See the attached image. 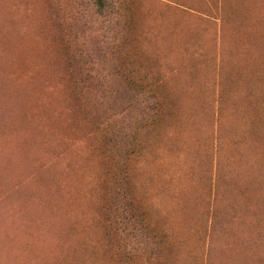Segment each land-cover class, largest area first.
I'll return each instance as SVG.
<instances>
[{"label": "trees", "instance_id": "16d2710c", "mask_svg": "<svg viewBox=\"0 0 264 264\" xmlns=\"http://www.w3.org/2000/svg\"><path fill=\"white\" fill-rule=\"evenodd\" d=\"M14 1L0 0V104L4 101L9 107L5 110V103L0 105V115L3 114L0 118V152L4 151L0 154V166L10 168L14 176L11 180H14L23 172L29 173L27 167L22 171L26 166L25 161L29 160L28 165L33 170L46 155L49 156L58 148L64 149L59 152V161L42 167L32 184L21 189L17 198L12 200L18 204V211L20 208L23 210L21 218L24 224H30L36 232V235L30 236L32 243H29L28 251L32 247L37 250L31 253L27 251L30 262L27 259L21 263L12 262L6 254L0 255V264H168L176 255L173 251L175 242L170 239L172 232L165 226H159L165 223L155 217L156 212L148 201L139 198L135 182L136 164L144 152L155 145L153 139H157L158 134L161 135L163 129L173 122L182 124L183 116L186 118L189 115L187 111L191 109L193 115L200 112L205 114L206 122L214 128L216 139L213 145H217V153L222 150L231 152L227 148L230 141L239 147L256 144L261 152L258 158L264 166V17L255 18L250 12L245 16L246 11L244 14L238 13L237 6L231 0H202L193 4V8L190 7L193 11L210 13L220 18L224 32H232L230 24L236 26L234 14L242 19L245 16L244 24L238 25L237 29H244L248 37L252 38L250 40L259 49L256 50L259 54L251 55L248 65L243 62L242 56L239 57L240 54L239 58L232 51L226 54L222 43L218 48L219 43L214 42L213 52L205 43L197 44L190 54L194 65L191 73L194 83L190 85L189 99L184 100L185 91L178 92L176 89V92H172L171 85L164 83L160 72L156 71L157 74L152 78L148 75V69L156 68V63L155 56L149 54L146 44L141 42L145 33L144 24L150 13L143 4L136 0H64L62 4L60 0H52L49 8L53 12L51 18L54 28H51L46 20L38 16L37 8L44 7L43 0H34L35 8L32 9V0L27 1L30 3L28 10L22 6L16 11ZM249 20L253 22L250 24ZM31 28L32 32L35 29L42 30L41 34L44 35L41 36L39 30L37 33L30 32ZM83 32L90 37V42ZM11 33L17 35L15 39L2 43L1 39H7ZM218 50L221 51L219 61ZM198 67L205 72L202 78H198ZM206 68L211 72L209 84H197V80L207 79ZM4 73H8V76ZM217 84L220 89L218 95L215 93ZM198 87L204 89L201 91ZM239 90L243 92V98L250 99L238 100L235 92ZM197 91L203 92L205 97L198 99ZM25 106H28V110ZM15 111L16 115L13 113ZM79 125L86 129L85 134L92 142L90 148L99 162L98 166L89 155L79 154L78 148H68V142L63 138L66 133L79 132ZM165 137L166 134L162 138ZM168 144L174 146L171 142ZM208 171L209 168L205 178L202 177L205 191L209 190L215 195L217 203L223 204L222 209L228 205L232 212L234 206L228 204L227 195L233 193V197L241 200V187H230L231 176L220 160L215 171L211 170L210 175ZM0 173H3L1 168ZM5 183L7 178L1 175L0 192ZM247 184L252 188L253 182ZM44 190L47 192L42 195ZM53 190L56 191L54 195ZM246 191L244 187V199ZM53 198L59 204L57 201L54 203ZM49 200H53L55 205V208L51 207L52 212L50 205L53 206V203H48ZM35 202L37 207L42 206L36 207L35 211H41L39 213L38 210L36 215L35 211L29 213ZM47 203L49 207L44 206ZM93 205L102 235L98 243L88 244V241H84L85 235L82 240L80 238L79 222L89 214ZM7 215L4 213L1 217ZM32 215H35L36 220L31 218ZM59 215L61 218L57 219ZM246 225L251 228L253 224ZM10 243L6 244L9 246ZM226 245L228 249L220 258V264H224L223 260L228 263V251L232 249L237 250L241 259L247 258L251 262L255 258L257 264H264V233L260 240H256L250 233L246 236L244 232L232 230L231 239ZM245 245L254 251H248ZM3 251L6 253L5 249ZM217 260L211 250L207 264H217Z\"/></svg>", "mask_w": 264, "mask_h": 264}, {"label": "rangeland", "instance_id": "374dc122", "mask_svg": "<svg viewBox=\"0 0 264 264\" xmlns=\"http://www.w3.org/2000/svg\"><path fill=\"white\" fill-rule=\"evenodd\" d=\"M27 1L30 0H15L13 2L15 11L22 6L28 10L30 3ZM51 1L43 0L44 7L39 6L37 11L40 19L46 20L49 26L54 28L51 18L53 12L49 8ZM136 1L139 4H143V7L150 11L149 14L147 12V20L146 24H144L145 33L141 37V42L146 44L147 52L155 56L156 68L151 67V69H148V75L152 78L157 72H160L164 83L171 85L170 90L172 92H176V89H178V92L185 91L184 100L189 99L190 85L194 83L191 79L194 65L191 62L190 54L193 53V49L197 44L205 43L207 48L212 49L213 52L215 49L214 42L219 43L218 48H220L222 43V48L226 54L232 51L236 53L235 56L237 58L242 56L243 62L247 63L251 61L249 53L253 56L254 54H259L256 51L258 49L257 46H253L252 41L248 38L249 35L246 34L244 29L237 28L238 25L244 24L245 16L249 12L255 18L264 17V5L256 8L264 4V0H260V2L258 0H231L237 6L238 13L244 14L246 11L243 19L236 14L233 15V18L237 20L234 22L236 26L232 27L230 24L229 27L234 34L228 30H225L227 32L223 31L220 18L210 13L202 14L191 9L193 4H198L202 0ZM250 1L253 2L247 7ZM62 3H64V0H60V4ZM253 4L255 5L254 7ZM32 8H35L34 0H32ZM233 29L237 30L233 31ZM80 32L82 33V31ZM236 35L241 37H236ZM86 39L89 41L90 37L86 35ZM253 47H256L255 51ZM140 48L143 49L144 47L140 46ZM220 52L218 50V61ZM215 53L217 54L216 50ZM238 54H240L239 57ZM215 61L218 62L217 60ZM198 69V78L204 77L205 72L203 69L199 67ZM206 73L207 79L197 80V84H205L207 82L209 84L211 72L207 68ZM198 89L202 91L204 87H198ZM255 90L258 91V89ZM260 90L263 89L260 88ZM219 92V84H217L215 93L218 95ZM210 94L213 97L211 88ZM235 94L238 100H249L247 97H242L243 92L241 90L235 92ZM197 96L198 99H201L205 97V94L197 91ZM187 113L189 115L186 118L183 116L182 124L175 121L169 127L164 128L161 135L159 133L157 136L159 139H153V144L155 145L151 146L149 150L147 149L138 164H136L135 182L138 186L137 192L139 198L148 201L154 208L152 210L156 212V215L154 214L155 217L157 216L159 220L165 223L159 224V226L161 228L165 226L172 232L170 239L175 242L173 251L176 255L171 258V261L169 260L168 264H205V262L207 264L208 253L211 250L215 254V259H218L217 264H220V258L226 253L225 250L228 249L226 244L231 239L232 230L244 232L246 236L250 233L256 240H260L261 234L264 233V166L261 163V159L258 158V154L261 155V152H258L259 148L256 145H243L242 148L230 141L227 148L231 152L222 150V152L217 153V145L216 147L213 145V141L216 139V132L206 122L205 114L200 112L198 115H193L191 109ZM79 128V132L66 133L63 138L68 142V148H78L79 154L87 157L89 155L98 166L99 162L90 148L92 142L85 134L86 129H82L80 125ZM165 134L166 137L163 139L162 137ZM169 142L174 146H170ZM218 143L219 140H217L216 144ZM63 149L58 148L49 156L46 155V158L44 157L40 161L41 163L39 162L40 164L33 170L28 165L29 160L25 161L26 166L22 171H25L27 167L30 170L29 173L23 174V172L14 180H11L14 177L11 169L5 165V169L0 166L3 171L0 176H4V179L7 178V183L4 184V188L0 192V239H2L0 241V255H9L12 262L29 259L24 253L29 249L28 243L32 240L30 236L36 235L34 228L30 227V224H24L21 218L23 210L20 208L18 211V204L13 203L12 200L17 198L21 189L32 184L33 178L40 169L42 170V167H47L51 162L59 161L61 156L59 152ZM65 153L66 151L62 153V156ZM218 160L222 162L227 173L231 176L230 187H241V200L233 197L235 196L233 193L227 195L228 204L234 206V208L231 207L232 212L229 211L228 205L222 209L223 204H218L215 200V195L210 193L209 190L208 192L205 191L202 185V177L205 178L207 168H209L207 173L210 175L211 170L215 171ZM252 180L254 182L251 188L248 187L247 183L252 182ZM244 187L248 191H246V195L249 196L245 195L246 200L243 198L242 193ZM36 207L37 204L33 203L32 208L34 211ZM4 213L8 215L1 217ZM97 218L98 215L93 205L89 214L85 216L83 221L79 222L80 238L82 240L85 235L84 241H88V244L98 243L101 239L102 231L99 230L101 226L96 221ZM246 224L253 225L250 228ZM248 229L250 230L248 231ZM11 232L12 234H10ZM3 233L5 234L4 236H2ZM28 233L32 234L29 235ZM14 234L15 236H13ZM19 234L22 238L20 236L16 237ZM4 237H6L5 241ZM10 237L11 239L13 238L12 243H14L11 248L6 244L11 242L8 240ZM15 237L18 239L17 241L14 239ZM175 237L178 238L175 240ZM25 242H27V246H25ZM23 245L25 249L27 248L26 250L22 247ZM245 247L248 251H254L248 248L247 245ZM3 249H5L6 253H4ZM99 249L97 248L96 250ZM258 251L261 253L260 250ZM239 255L237 250H229L227 264H257L254 257L251 262H248L247 258L240 260ZM90 257L89 249L88 260H90ZM222 262L226 264L225 260Z\"/></svg>", "mask_w": 264, "mask_h": 264}, {"label": "bare ground", "instance_id": "6f19581e", "mask_svg": "<svg viewBox=\"0 0 264 264\" xmlns=\"http://www.w3.org/2000/svg\"><path fill=\"white\" fill-rule=\"evenodd\" d=\"M7 1H9V0H7ZM262 1H263V0H262ZM1 2H2V1H1ZM256 4H258V3H256ZM254 6H255V5L253 4V7H254ZM252 10H253V9H252ZM259 12H260V11H259ZM252 14H253V13H252ZM260 15H261V13H260ZM252 16H253V15H252ZM255 16H256V15H255ZM258 17H259V16H258ZM0 18H1V17H0ZM262 18H263V17H262ZM252 20L254 21V19H252ZM252 20H251V21H248V23L250 22V24H251V22H253ZM256 21H258V19H257ZM260 21H261V20H260ZM260 21H259V22H260ZM262 22H263V20H262ZM4 23H5V21H4ZM34 23L36 24V22H33V24H34ZM255 23H256V22H254V24H255ZM5 24H6V23H5ZM33 24H32V25H33ZM28 25L30 26V24H28ZM256 25H258V24H256ZM259 25H261V24H259ZM37 26H38V25H37ZM37 26H35V27H37ZM35 27H34V28H35ZM252 27H253V26H252ZM261 27H262V26H261ZM34 28H33V29H34ZM263 28H264V26H263ZM40 29H41V28H40ZM254 29H255V28H254ZM30 30H31V31H30ZM30 30H29V31L32 32V28H31ZM38 30H39V29H35V31H33V32H36V33H37ZM1 31H2V30H1ZM7 31H8V30H7ZM16 31H17V30H16ZM19 31H21V30H19ZM24 31H25V30H24ZM41 31H42V30H41ZM41 31L39 30V32H40L39 34H41ZM258 31H259V29H258ZM262 31H264V30H262ZM21 32H22V31H21ZM25 32H26V31H25ZM30 32H29V33H30ZM33 32H32V33H33ZM13 33H16V32L14 31ZM13 33H11L10 37H8L7 39H1V42H2V43H5V42H7L8 40H10V41H11V40H14L15 37H16L17 35H13ZM22 33H23V32H22ZM249 33H250V31H249ZM251 33H254V32H251ZM19 34H20V33H19ZM34 34H35V33H34ZM34 34H33V35H34ZM255 34H256V33H255ZM43 35H44V34H41V36H43ZM253 35H254V34H253ZM258 35H259V34L257 33V36H258ZM26 36H27V35H26ZM251 36H252V35H251ZM257 36H255V37L257 38ZM261 36H262V35H261ZM263 36H264V35H263ZM263 36H262V37H263ZM43 38H44V37H43ZM248 38L250 39L251 37H248ZM253 38H254V37H253ZM251 39H252V38H251ZM25 40H27V39H25ZM34 40H35V39H34ZM253 42H254V41H253ZM256 42H257V41H256ZM30 44H31V43H30ZM255 44H256V43H255ZM258 44H259V43H258ZM263 44H264V43H263ZM260 45H261V44H260ZM15 46H16V45H15ZM28 46H29V45H28ZM253 46H254V45H253ZM261 46H262V45H261ZM18 47H19V46H18ZM29 47H30V46H29ZM251 47H252V46H251ZM262 47H263V46H262ZM262 47H261V48H262ZM255 48H256V47H253L254 51H255ZM249 49H250V48H249ZM251 49H252V48H251ZM34 50H35V49H34ZM258 50H259V49H258ZM37 51H38V50H37ZM263 51H264V50H263ZM247 52H248V51H247ZM250 52H252V51H250ZM31 53H32V52H31ZM36 53H37V52H36ZM39 53H40V51H39ZM257 53H259V52H257ZM40 54H41V53H40ZM43 54H44V53H43ZM247 54H248V53H247ZM249 54H250V56H251V53H249ZM45 55H46V54H45ZM255 55H256V54H255ZM261 55H262V54H261ZM42 56H43V55H42ZM46 57H47V55H46ZM247 58H248V57H247ZM263 58H264V57H263ZM261 59H262V58H261ZM44 62H45V61H44ZM244 62H245V61H244ZM261 62H262V61H261ZM245 63H246V62H245ZM42 64H43V63H42ZM47 64H48V61H47ZM239 64H240V63H239ZM258 64H259V62H258ZM245 65H246V64H245ZM248 65H250V64L248 63ZM252 65H253V64H252ZM256 65H257V64H256ZM43 67H44V66H43ZM254 67H255V66H254ZM258 67H259V66H258ZM258 67H257V68H258ZM38 69H39V68H38ZM48 69H49V68H47V70H48ZM247 69H248V68H247ZM257 70H258V69H257ZM259 70H260V68H259ZM3 71H4V70H3ZM42 71H43V70H42ZM2 74H3V72H2ZM4 74H5V73H4ZM7 74H8V73H6L5 75L8 76ZM247 74H248V73H247ZM251 74H252V73H251ZM256 74H257V73H256ZM0 75H1V74H0ZM10 75H11V74H10ZM249 75H250V74H249ZM11 76H12V75H11ZM5 78H6V77H5ZM18 78H19V77H18ZM258 78H259V77H258ZM2 79H3V77H2ZM5 81H6V80H5ZM3 82H4V81H3ZM3 82H2V83H3ZM257 82H259V81H257ZM4 83H6V82H4ZM2 85H4V84H2ZM7 85H8V84H7ZM250 86H251V85H250ZM4 87H5V86H4ZM263 88H264V87H263ZM6 89H7V87H6ZM26 90H27V89H26ZM5 91H6V90H5ZM30 91L32 92V89H31ZM3 92H4V91H3ZM6 92H7V91H6ZM262 92H263V91H262ZM20 95H21V94H20ZM31 95H32V93H31ZM18 96H19V95H18ZM25 96H26V94H25ZM34 96H35V95H34ZM4 97H5V96H3L2 98H4ZM32 97H33V95H32ZM14 98H15V97H14ZM17 98H18V97H17ZM35 98L37 99V97H35ZM27 99H28V98H27ZM249 99H250V98H249ZM0 100H1V98H0ZM12 100H13V99H12ZM20 100H22V98H21ZM25 100H26V99H25ZM31 100H32V98H31ZM33 100H34V98H33ZM15 101H16V100H15ZM28 101L30 102V99H29ZM2 102H3V104L5 103L4 101H2ZM2 102H1V104H2ZM18 102H19V100H18ZM24 102H26V101H24ZM24 102H23V103H24ZM29 102H28V104H29ZM36 102L38 103L39 100L37 99ZM23 103H21V104H23ZM1 104H0V105H1ZM3 104H2V105H3ZM11 104H12V103H11ZM16 104H17V103H16ZM28 104H27V105H28ZM32 104H33V103H32ZM32 104H31V105H32ZM6 105H7V104L5 103L4 106H3L4 109H5V108H9V107H6ZM24 105H25V104H24ZM12 106H13V104H12ZM19 106H20V103H19ZM33 106L36 107V104H34ZM17 107H18V106H17ZM17 107H16V108H17ZM25 107H27V110H28V106H25ZM25 107H24V108H25ZM50 107H51V106H50ZM3 108H2V109H3ZM14 108H15V107H14ZM29 108H30V107H29ZM257 108H258V107H257ZM10 109H13V108H10ZM32 109H33V108H32ZM32 109H31V111H29V113L32 112ZM5 110H6V109H5ZM8 110H9V109H8ZM14 110H15V109H14ZM14 110H12V111H14ZM24 110L26 111V109H24ZM257 110H258V109H257ZM3 111H4V110H3ZM21 111H22V110H21ZM252 111H253V110H252ZM7 112H10V111H7ZM16 112H17V111H15V112H13V113L16 115ZM13 113H12V115H13ZM0 114H1V113H0ZM5 114H6V112H5ZM5 114H4V115H5ZM30 114H31V113H30ZM8 115L12 117L11 114H8ZM1 116H3V114L0 115V118H1ZM5 116H6V115H5ZM9 116H8V117H9ZM11 117H10V118H11ZM2 118H3V117H2ZM53 118H54V117H53ZM5 119H6V117H5ZM7 119H8V118H7ZM7 119H6V120H7ZM13 119H14V118H13ZM10 120H11V119H9V121H10ZM52 120H53V119H52ZM56 120H57V118H56ZM9 121H8V122H9ZM12 121H13V120H12ZM12 121H10V122H12ZM14 121H15V120H14ZM57 121H58V120H57ZM10 122H9V123H10ZM15 122H16V121H15ZM54 122H56V121H54ZM60 122H61V121H60ZM51 124H52V123H50V125H51ZM54 124H55V123H54ZM61 124H62V123H61ZM9 125H10V124H9ZM12 125H14V128H15L16 125H15L14 123H13ZM63 125H65V124H63ZM63 125H62V126H63ZM0 126H2V125H0ZM3 126H5V125H3ZM10 126H11V125H10ZM10 126H9V127H10ZM52 126H53V124H52ZM55 126H56V125H55ZM55 126H53V127H55ZM65 126H66V125H65ZM57 127L59 128V125H57ZM60 127H61V126H60ZM4 128H6V127H3V129H4ZM3 129H2V130H3ZM61 129H63V127H62ZM65 129H67V127H66ZM65 129H64V130H65ZM9 130H10V129H9ZM15 130H16V129H15ZM52 130L55 131V129H52ZM57 131H58V130H57ZM3 132H4V131H3ZM4 133H5L4 135H6V132H4ZM10 133H11V131H10ZM258 133H259V132H258ZM258 133H257V134H258ZM0 134H2V132H1ZM7 134H9V133H7ZM4 135H3V136H4ZM60 135H61V134H60ZM258 136L260 137V135H258ZM1 137H2V136H1ZM14 137H15V134H14ZM256 137H257V136H256ZM4 138H5V137H3V139H4ZM250 138H252V137H250ZM262 138H263V136H262ZM1 140H2V139H1ZM5 140H6V139H5ZM255 140H256V139H255ZM2 141H3V140H2ZM263 142H264V140H263ZM3 143H7V141H6V142H3ZM8 144H9V143H8ZM4 145H5V144H4ZM4 145H3V147H4ZM255 145H256V144H255ZM5 146H6V145H5ZM7 146H8V145H7ZM250 146H252V145H250ZM8 147H9V146H8ZM6 148H7V147H6ZM249 148H250V147H249ZM4 150H5V149H4ZM7 150H9V149L7 148ZM5 151H6V150H5ZM250 151H251V149H250ZM3 152H4V151H1L0 154H2ZM9 152H10V151H9ZM253 152H254V151H253ZM258 152H260V151H258ZM256 153H257V151H256ZM254 154H255V153H254ZM255 155H256V154H255ZM2 156H4V155H2ZM251 156H252V155H251ZM248 157H249V156H248ZM248 164L250 165V163H248ZM250 168H251V167H250ZM256 170L258 171V169H256ZM256 170H255V171H256ZM252 173H253V172H252ZM254 173H255V172H254ZM250 175H251V174H250ZM245 180H246V179H245ZM241 181H242V180H241ZM59 182H60V181H58V183H59ZM244 182H245V181H244ZM252 182H254V180H252ZM49 184H50V183H49ZM60 185H61V184H60ZM63 185H64V184H63ZM53 186H55V184H53ZM58 186H59V185H58ZM261 186H262V185H261ZM56 187H57V186H56ZM76 187H77V186H76ZM249 187H250V186H249ZM62 188H63V187H62ZM47 189H48V188H47ZM47 189H46V190H47ZM63 189H64V188H63ZM63 189H62V191H63ZM58 190H60V189H58ZM58 190H57V192H58ZM69 190H70V189H69ZM75 190H76V189H75ZM248 190H249V188H248ZM53 191H54V190H53ZM250 191H251V190H250ZM44 192H47V191L44 190L42 195H44ZM50 192H51V191H50ZM63 192H64V191H63ZM247 192H248V191H247ZM52 193H53V195H54V193H56V191H54V192H52ZM242 193H243V191H242ZM63 194H64V193H63ZM63 194H62V195H63ZM51 195H52V194H51ZM51 195H50V196H51ZM56 195H57V194H56ZM73 195H74V194H73ZM36 196H37V195H36ZM47 196H49V193H48ZM70 196H71V195H70ZM51 197H52V196H51ZM51 197H50V198H51ZM248 197H249V196H248ZM60 198H61V196H60ZM256 198H257V197H256ZM47 199H48V198H47ZM53 199H54V198H53ZM35 200H36V199H34V201H35ZM59 200H61V199H59ZM66 200H67V198H66ZM66 200H64V201H66ZM73 200H74V199H73ZM73 200H72V201H73ZM37 201H38V200H37ZM52 201H53V200H52ZM52 201L49 200L48 203L51 204V203H53ZM55 201H57V200L54 199V203H55ZM62 201H63V199H62ZM248 201H250V200H248ZM46 202H47V201H46ZM67 202L69 203V200H67ZM67 202H65V203H67ZM254 202H255V201H254ZM35 203H36V202H35ZM48 203H47L46 205L44 204V206H47ZM54 203H53V206L50 205V208L55 206ZM73 203H74V202H73ZM57 204H59L58 201H57ZM62 204H64V203H62ZM249 204H250V203H249ZM257 204H258V203H257ZM34 205H35V204H34ZM181 205H182V204H181ZM56 206L59 208L58 205H56ZM69 206H70V205H69ZM40 207H42V206H40ZM40 207H37V208H40ZM48 207H49V205H48ZM247 207H248V206H247ZM253 207H254V206H253ZM54 208H55V207H54ZM64 208H65V207H64ZM35 209H36V208H35ZM66 209H67V208H66ZM248 209H249V207H248ZM38 210H39V213L41 212L40 209H37V211L34 212L35 215H36V212H38ZM55 210H56V209H55ZM63 210H64V209H63ZM70 210H71V209H70ZM70 210H69V211H70ZM77 210H78V209H77ZM249 210H250V209H249ZM27 211H28V210H27ZM31 211H34L33 208H32V210L29 211V213H32ZM52 211H53V210H52V208H51V212H52ZM69 211H68V212H69ZM42 212H44V211H42ZM56 212H57V211H56ZM56 212H55L54 214H56ZM61 212H62V210H61ZM249 212L251 213V210H250ZM46 213H47V212H46ZM57 213L60 214L59 212H57ZM74 213H75V212H74ZM37 214H38V213H37ZM41 214H43V213H41ZM58 214H57L56 216H58ZM69 214H70V213H69ZM35 215H34V216H35ZM39 215H40V214H39ZM44 215H45V214H43V216H44ZM49 215H50V214H49ZM65 215H66V214H65ZM71 215H72V214H71ZM32 216H33V215H32ZM32 216H31V218H35L34 216H33V217H32ZM59 216H60V215H59ZM256 216H257V215H256ZM41 217H42V215H41ZM41 217L39 216V218H41ZM45 217L47 218L48 215H46ZM52 217H55V215L52 216ZM62 217H63V215H62ZM37 218H38V215H37ZM46 218H45V220H46ZM60 218H61V216L58 217L57 219H60ZM70 218H71V217H70ZM54 219H55V218H54ZM54 219H53V220H54ZM62 219H63V218H62ZM66 219H67V218H66ZM35 220H36V218H35ZM37 220H38V219H37ZM49 221H50V220H49ZM55 221H56V220H55ZM57 221H58V220H57ZM246 221H247V220H246ZM60 222H61V220H60ZM261 222H262V221H261ZM50 223H52V221H51ZM248 223H249V222H248ZM47 224L49 225V223H47ZM52 224H54V221H53ZM55 224H57V222H56ZM61 224H62V223H61ZM66 224H67V223H66ZM69 224H70V223H69ZM57 226H58V225H57ZM62 226H63V225H62ZM34 227H35V226H34ZM51 227H52V225H51ZM53 227L55 228V225H54ZM71 227H72V226H71ZM54 228H52V229H54ZM76 228H77V230H78V227H76ZM52 229H51V230H52ZM71 229H72V228H71ZM51 230H50V231H51ZM77 230H76V231H77ZM27 231H28V230H27ZM32 231H33V230H32ZM32 231H31V232H32ZM54 231H55V230H54ZM76 231H75V232H76ZM259 231H260V230H259ZM22 232H23V231H22ZM5 233H7V232H5ZM33 233H34V232H33ZM41 233H42V232H41ZM65 233H66V232H65ZM67 233H69V232H67ZM72 233H73V231H72ZM10 234H12V232H11ZM15 234H16V233H15ZM15 234H14L13 236H15ZM20 234H23V233H20ZM20 234L17 235L16 237L20 236V238H22ZM28 234H29V233H28ZM31 234H32V233H30L29 235H31ZM57 234H58V233H57ZM57 234H56L55 236H58V235L60 236V235H61V234H58V235H57ZM4 235H5V234L3 233L2 236H4ZM34 235H35V234H34ZM46 235H47V234H46ZM51 235H52V233H51ZM13 236H12V237H13ZM32 236H33V235H32ZM68 236H69V234H68ZM73 236H74V235H73ZM16 237H15L14 239H16ZM61 237H62V236H61ZM65 237H66V236H65ZM4 238H5V237H4ZM25 238H28V237H25ZM51 238H52V237H51ZM68 238H69V237H68ZM12 239H13V238H12ZM12 239H11V237H10V239H8V240H11V241H12ZM56 239L58 240V237H57ZM62 239H66V238L62 237ZM62 239H61V240H62ZM73 239H74V238H73ZM1 240H2V239H0V241H1ZM17 240H18V239H16V241H17ZM27 240H28V239H27ZM49 240H50V239H49ZM61 240L59 241L60 243H61ZM4 241H5V239H4ZM6 241H7V240H6ZM67 241H69V240H67ZM67 241H66V242H67ZM12 242H13V241H12ZM12 242H11V243H12ZM14 242H15V240H14ZM30 242H31V241H30ZM49 242H50V241H49ZM55 242H56V240H55ZM57 242H58V241H57ZM66 242H65V243H66ZM77 242H78V241H77ZM3 243H4V242H3ZM11 243H10L9 246H11ZM26 243H27V242H25L24 244H26ZM31 243H32V242H31ZM35 243H36V242H35ZM35 243H34V244H35ZM47 243H48V242H47ZM60 243H59V244H60ZM67 243H68V242H67ZM13 244H14V243H13ZM15 244L17 245V243H15ZM21 244H22V243H21ZM28 244H29V243H28ZM40 244H41V243H40ZM40 244H39V245H40ZM55 244H57V243H55ZM63 244H64V242H63ZM4 245H5V244H4ZM19 245H20V244H19ZM32 245H33V244H32ZM32 245H31V246H32ZM35 245H36V244H35ZM35 245H34V246H35ZM39 245H37V246H39ZM42 245H43V244H42ZM42 245H41V246H42ZM57 245H58V244H57ZM65 245H67V244H65ZM25 246H27V244H26ZM62 246H64V245H62ZM70 246H71V245H70ZM14 247H16V246H14ZM14 247H13V248H14ZM22 247L24 248V245H23ZM29 247H30V246H29ZM57 247H59V246H57ZM57 247H56V249H57ZM73 247H74V246H73ZM6 248H7V246H6ZM10 248H11V247H10ZM19 248H20V247H19ZM23 248H22V250H23ZM32 248H33V247H32ZM32 248H31V250H30L31 252H32V250H33ZM35 248H36V247H35ZM64 248H65V247H64ZM64 248H63V249H64ZM69 248H71V247H69ZM24 249H25V248H24ZM26 249H27V248H26ZM26 249H25V250H26ZM52 249H53V248H52ZM58 249H61V248L59 247ZM58 249H57V250H58ZM66 249H67V248H66ZM72 249H73V248H72ZM74 249H75V247H74ZM7 250H8V249H7ZM25 250H24V252H25ZM28 250H29V249H28ZM35 250H37V248H36ZM35 250H33V251H35ZM40 250H41V249H40ZM40 250H39V251H40ZM61 250H62V249H61ZM30 251H28V252H30ZM39 251H38V252H39ZM41 251H42V250H41ZM71 251H72V250H71ZM75 251H76V250H75ZM75 251H74V253H75ZM31 252H30V253H31ZM51 252H52V251H51ZM59 252H60V251H59ZM77 252H78V251H77ZM77 252H76V253H77ZM60 253H61V252H60ZM259 253H260V252H259ZM33 254H35V252H34ZM54 254H56V253H54ZM233 254H234V252H233ZM24 255H27V256H28L27 252L24 253ZM70 255H71V254H70ZM73 255H74V254H73ZM14 256H15V255H14ZM19 256H20V254H19ZM27 256H23V257H27ZM60 256H61V255H60ZM23 257H22V258H23ZM32 257H33V256H32ZM55 257H57V256H55ZM63 257H64V256H63ZM74 257H75V256H74ZM17 258H18V257H17ZM17 258H15V259H17ZM29 259H31V258L29 257ZM29 259L27 260L28 262H30ZM55 259H57V258H55ZM64 259H65V258H64ZM240 259H241V258H240ZM17 260H18V259H17ZM60 260H61V259H60ZM27 261H26V262H27ZM2 262H3V260H2ZM20 262H21V260L19 261V263H20Z\"/></svg>", "mask_w": 264, "mask_h": 264}]
</instances>
